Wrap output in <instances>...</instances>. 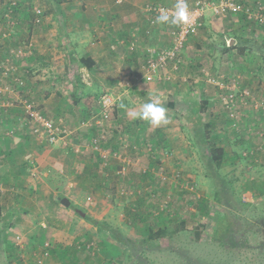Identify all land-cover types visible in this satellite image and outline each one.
I'll return each instance as SVG.
<instances>
[{"label": "crops", "instance_id": "1", "mask_svg": "<svg viewBox=\"0 0 264 264\" xmlns=\"http://www.w3.org/2000/svg\"><path fill=\"white\" fill-rule=\"evenodd\" d=\"M197 1L188 0V6L192 7ZM239 1L243 4L257 2ZM6 2L0 0V70L11 67L14 74L22 73L23 61L19 62L15 51L29 41L34 51L33 54L30 51L29 57H23L27 59L26 72L36 66L38 59L37 66L40 64V67L37 72L43 76L39 80L55 86V94L51 91L50 97L61 96L65 107L70 106V101L65 100L66 95L70 100L92 97V102L89 106L80 104V112L64 110L59 103L55 104L54 113H61L58 125L69 129L72 134L65 138L66 146L50 147L32 135L29 127L27 131L23 127H20L21 131L14 128L17 117L11 113L9 102L0 100V264H57L58 254L66 252L67 246L101 233L97 226L91 227L84 219L77 221L70 205L67 208L60 206V199L64 197L62 193L90 191L80 189L82 185L76 176L81 174L80 168L93 173V162L80 158L91 151L74 154L72 148L87 145L96 134L95 129L81 126L98 110L104 94L116 99L106 125L109 133L105 149L124 154L128 147L140 154L137 166H151L156 162L160 169L169 173L174 172L175 165L179 164L182 170L190 167L193 170L192 155L204 149L210 158L209 151L214 146L223 153V158L214 162L218 168L230 156L231 169L237 166L244 169L243 161L237 162L234 150L254 146V138H257L252 134L253 129L264 125V113L254 111L248 103L239 104L241 126L245 131L234 136L229 115L219 101V86H215L223 82V76L230 77L234 72L254 98L264 99V63L260 58L264 51L254 48L263 47L264 42L256 38L257 34L244 35L247 31L242 27L245 21L240 20V14L216 16L206 11L201 18L200 30L187 38L176 69L168 64L165 71L148 77L146 49L169 47V34L175 26L150 24L151 16L145 12V7H172V0H58L53 7L47 8L48 12L42 10L40 24L36 26L32 24V18L28 19L29 0H19V7L11 19L4 17ZM31 2L34 4L32 8H37L36 1ZM21 38L26 41L21 43ZM246 39L250 42L257 39L254 49H244L240 53L239 49L244 47L237 49L236 45L242 46L241 41L247 46ZM236 51L240 53L239 60L234 57ZM80 59L93 64L91 67L87 62L82 65ZM4 83L8 82L0 78L1 90L6 88ZM34 84L30 82L29 86ZM154 97L160 98L167 109L169 122L166 125L153 126L148 121L133 119L128 110L139 111L143 103ZM120 100L127 109L117 106ZM44 110L50 115L48 108ZM70 125L78 126L70 129ZM123 142L127 145L123 146ZM146 154L153 156L147 159ZM114 163L115 160L111 159L109 165ZM260 165L249 163L246 166L263 173L264 167ZM105 170L112 171L111 167ZM86 177L90 179L89 175ZM137 177L136 173L128 175L127 186H136ZM112 182L106 181L104 186L109 187ZM89 184L94 183L86 182L85 185ZM152 187L153 198L162 195L180 203L184 197L171 185L159 186L155 181ZM92 197L91 193L85 206L96 222H103L107 231L102 233L108 232L109 237L115 232L111 227L115 226L113 215L118 210L121 215L122 211L119 207L110 209L106 202L101 210L94 205L90 207L95 202ZM143 201L135 203L142 204ZM181 207L183 204L180 203L173 211L182 210ZM47 242L49 247L45 248ZM68 255L71 260L80 261L82 258L74 257L76 253L72 251Z\"/></svg>", "mask_w": 264, "mask_h": 264}, {"label": "rangeland", "instance_id": "2", "mask_svg": "<svg viewBox=\"0 0 264 264\" xmlns=\"http://www.w3.org/2000/svg\"><path fill=\"white\" fill-rule=\"evenodd\" d=\"M10 1L13 0H7L6 3ZM14 1L19 2V0ZM31 1L28 2V4L31 3L28 19L32 18L33 24L34 12L32 11L34 9L47 11V8L53 7L58 0H35L37 3L35 7L37 8H32L34 4ZM256 1L251 4L244 3V5L250 6L255 11L257 7L264 5V0ZM51 13L53 14V12ZM261 13L264 19V10ZM237 14H240V20L245 21L242 27L247 32L244 35L264 34V22L258 25L253 20H247L243 14ZM20 41L22 43L26 40L21 38ZM246 41L247 46H243V42L239 41L242 46L236 45L237 49L244 47L245 50L255 48L258 51H264V46L256 48L254 42H250L249 39ZM1 44L2 42H0V46ZM30 46V42L27 41L22 44L21 49L15 51V56H18L19 62L23 61L21 62L23 64L22 73L14 74L11 67L0 70V78L6 79L8 82L4 83V86L6 85L4 90L0 88V100L9 102L11 105V113L17 117L13 126L19 131L22 130L20 127H23L24 131L28 129L25 112V106L28 104L34 106L35 110L40 111L55 125L60 123L57 120L61 118V113H54L56 103H59L64 110L80 112V108H82L80 104H75L73 100H70L68 95H66L65 100L70 101L69 107H65L64 103H61V96L50 97L51 91L53 93L55 91V86L39 80V78L43 79V76L40 75V71L37 72L38 67H40V64L37 66L38 59L35 61L36 66L29 73L26 72L28 70L27 59H23V57H29L30 51L33 54L34 50ZM239 55L240 53L237 51L236 54L234 53L237 60L240 58ZM260 58H263L264 63V54ZM29 61H27L28 64ZM260 75L261 73H259ZM234 77H237L240 86L244 87L238 74L234 75V72H231L230 77L223 76V82L215 84V86L222 87H217L220 103L223 95L234 93V88H232ZM30 82L35 84L29 86ZM3 92H5V98H2ZM250 98L253 100V105L254 102L260 101L256 106H253L250 101V107L254 111L264 113V99L254 98L251 92ZM45 108H48L50 115L48 111L44 110ZM234 110V120L230 119L229 125L235 136L245 129L241 126L237 106L234 107ZM225 111L229 113L226 109ZM82 117H85L84 111ZM77 126L70 125L68 127L75 129ZM253 130L255 132L252 134L257 138V140L254 138V146L234 150L237 162L242 160L244 169H240L237 164L236 169H231L230 156L218 168L205 154L206 150L200 148L198 154L192 155L191 166L195 167L193 170H191L193 167L182 170V165L179 164L175 165L174 172L169 173L160 169L156 162L151 166L144 165V167L141 164L137 166V159L140 154L134 153L128 147L125 155L130 163L126 166L124 173L119 176L115 175V170L118 169L116 160L114 164L109 165L112 169L109 173L105 169L110 167L104 169L97 162V157H94L91 152H87L85 156H80L82 159L92 161L95 169L91 173L80 168L81 174L78 173L76 176L82 185L80 189H88L91 192L62 193V196L70 198L68 199L70 201L69 209L74 212L76 220L84 219L91 227H96V220L92 218V214L88 212L89 209L85 206L91 193L95 197V202L89 205L90 207L94 205L96 209L101 210L106 202L110 209L119 207L122 213L120 215V210H118V213L113 215L115 226L111 227L115 232L109 237L108 232L102 233L106 230L105 227L103 229L96 227L98 231H101L99 235L89 236L87 240L83 239L82 243L75 241L72 246H67L66 252L58 254L59 261L57 264H264V172L260 173V170L255 171L246 166L249 163L255 166L260 165L259 162L264 163V125ZM237 137H234V140ZM201 139L206 142V139ZM122 145L126 146L127 144L123 142ZM152 156L146 154L147 159ZM260 167H264V165H260ZM134 173L138 176L139 182L136 186L129 187L125 183L126 177ZM106 174L108 177L104 178ZM86 175H89L90 179ZM201 175L205 176L201 177ZM109 177L110 179H108ZM119 179H124V181L118 182ZM105 180L107 182L113 180V182L108 187L104 186V183L107 184ZM155 181L157 184L159 183V186L160 184H167L171 185L173 190L178 189L179 194L184 196L180 201L183 204L182 210L173 211L180 204L175 199H168L162 195L154 198L151 196L153 193L152 185ZM86 182L94 184L85 185ZM139 200L144 201L142 204L135 203ZM118 202L120 206L117 205ZM174 202L175 205H173ZM60 206L64 208L62 204ZM76 210L81 211L85 216L82 218L76 213ZM98 221L102 222L101 220ZM157 228H166V233L162 238L148 242L146 239L148 231L154 232ZM116 236L128 240L130 245H124L117 241ZM47 244L49 245L48 242ZM70 251L76 253L74 257L81 256L80 261H76L73 259L74 257L71 260L68 255Z\"/></svg>", "mask_w": 264, "mask_h": 264}, {"label": "built area", "instance_id": "3", "mask_svg": "<svg viewBox=\"0 0 264 264\" xmlns=\"http://www.w3.org/2000/svg\"><path fill=\"white\" fill-rule=\"evenodd\" d=\"M172 1L175 5L176 0ZM18 7L19 5L17 1H10L6 5L4 17H8L9 19L14 17ZM161 8L168 9L169 14H171L174 10V6L165 7L161 5H149L145 7V12L147 14L149 13L151 16V18H149L150 24H154L155 18L159 15ZM189 10L192 14L190 22L188 24L177 25L172 31H170L169 37L171 45L169 47H150L146 49L145 69L148 77L165 71L168 64H172V68L176 69L175 66L180 62V54L184 48L187 38L197 33V31L201 28V18L206 11H210L216 16H224L229 13H241L247 20H253L257 22L256 24L258 25L264 22L261 13L264 10V5L257 7V9L253 11L250 6L244 5L239 0H220L217 2L198 0L192 7H189ZM33 12V25L36 26L40 24L42 11L34 9ZM219 87L222 88L221 86ZM232 88H234V93L223 95L221 97V103L224 109L229 112L228 114L230 115V119L233 121L235 111L234 107L237 106L238 108L239 104H249V101L252 99L250 98V92L240 86L237 77H234V85ZM115 102L116 99L109 94L101 96L98 110L92 117L85 120L81 126L84 129H95L96 134L90 139V142L87 145L72 148V153L81 154L84 151H91L96 154L99 163L103 166V168H107L111 159H114L118 162V169L115 170V175L119 176L124 173L125 168L128 166L130 161L126 158L125 153L122 154L120 151L111 152L110 150L105 149L106 147L104 146V144L108 141L109 133L106 125ZM251 103L253 105V100ZM258 103H260V101L254 102L253 106H256ZM25 108L26 124L28 125L32 135L50 147L59 146V144L66 146L65 138L72 134L69 129L62 127L61 125H55L54 122L44 117L40 111L37 109L35 110L34 106L28 104ZM44 247L48 248L49 245L45 244Z\"/></svg>", "mask_w": 264, "mask_h": 264}, {"label": "clouds", "instance_id": "4", "mask_svg": "<svg viewBox=\"0 0 264 264\" xmlns=\"http://www.w3.org/2000/svg\"><path fill=\"white\" fill-rule=\"evenodd\" d=\"M191 15L188 0H176L171 14H169L168 9L161 8L154 23L170 26L188 24L191 20ZM117 106L121 109H127V105L122 100L119 101ZM128 110L131 112L133 119L139 118L148 121L153 126L166 125L169 122L167 109L163 101L158 97H154L148 102L143 103L139 111Z\"/></svg>", "mask_w": 264, "mask_h": 264}, {"label": "trees", "instance_id": "5", "mask_svg": "<svg viewBox=\"0 0 264 264\" xmlns=\"http://www.w3.org/2000/svg\"><path fill=\"white\" fill-rule=\"evenodd\" d=\"M260 35V36H259ZM258 37H256L258 40H262L263 39V42H264V34H259ZM257 39L254 40V42L257 41ZM262 46H264V43H262ZM240 53H243V51L241 50H244L243 48H240L239 49ZM85 62H87V66L88 67H91L93 63L91 62H88V60H83V59H80L79 63L82 64V65H85ZM73 102L75 104H82V105H85V106H89L90 103L92 102V97H84V98H75L73 99ZM210 158L211 160H213V162H218L220 161L222 158H223V153L220 149H215V148H211L210 149ZM1 204H0V216H1ZM95 225L99 228H102L104 227V225L102 223H98L95 221ZM166 228H161V229H157L156 231H148V235H147V241H152V240H158L160 238L163 237V235L166 233ZM219 235V234H218ZM117 241L119 242H122L124 245H130V242L128 240H125V239H119V237L117 238Z\"/></svg>", "mask_w": 264, "mask_h": 264}, {"label": "water", "instance_id": "6", "mask_svg": "<svg viewBox=\"0 0 264 264\" xmlns=\"http://www.w3.org/2000/svg\"><path fill=\"white\" fill-rule=\"evenodd\" d=\"M60 203L66 208L69 207V205H70V202H69V200L66 197L61 198L60 199ZM76 213L79 214L81 217H84V215H85L84 213H82L79 210H76Z\"/></svg>", "mask_w": 264, "mask_h": 264}]
</instances>
